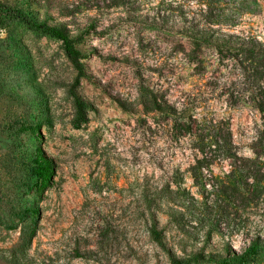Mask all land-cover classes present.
Here are the masks:
<instances>
[{
  "label": "rangeland",
  "instance_id": "obj_1",
  "mask_svg": "<svg viewBox=\"0 0 264 264\" xmlns=\"http://www.w3.org/2000/svg\"><path fill=\"white\" fill-rule=\"evenodd\" d=\"M0 2L60 27L83 55L78 71L61 40L0 25V264H264V119L230 85L239 63L264 57L186 32L192 22L264 46V0ZM183 93L230 118L238 157L193 175L202 157L145 112ZM76 97L89 102L80 116ZM41 158L48 182L33 174ZM145 190L163 195L156 209Z\"/></svg>",
  "mask_w": 264,
  "mask_h": 264
},
{
  "label": "trees",
  "instance_id": "obj_2",
  "mask_svg": "<svg viewBox=\"0 0 264 264\" xmlns=\"http://www.w3.org/2000/svg\"><path fill=\"white\" fill-rule=\"evenodd\" d=\"M163 16L158 17L162 24L165 22ZM8 21H17L36 32L61 40L66 56L72 66L78 71L81 70L82 52L63 29L44 21H37L21 8L0 2V25ZM152 21L156 22V19L153 18ZM186 32L191 40L198 44L210 45L217 49H233L244 54L245 59L247 57L248 60L258 59L260 56L264 57V46L250 35L218 34L217 30L211 26L204 27L192 24V22L188 25ZM236 83L242 85L241 93L237 92L238 97L242 98L241 100L245 97L250 98L252 107L260 112L264 119V66L239 63L235 80L230 85ZM155 100L154 97L152 99L154 104ZM163 102L164 105L155 104L150 109H146L145 112L158 114V118L160 117L163 124L162 134L172 146L180 147L184 151L188 150L195 157H202L189 166V170L193 171V175L194 173L195 175L198 172L201 173L204 168H208L216 158H236L239 156L238 147L233 138L230 118L227 116L219 117L212 108L208 107L209 105H200L203 102L201 97L191 99L186 93H183L177 102L174 100ZM87 106H89L87 100L76 97L75 111L77 116H80V113L84 112ZM262 153H264V145L262 146V152L259 154ZM33 174L43 182H48L52 174L50 162L41 158L33 168ZM141 194L142 199L152 205L154 209L163 198V195L157 190H150V192L145 190ZM154 228L156 229L153 225L151 232L154 239L160 246L165 247L160 232ZM27 230L28 228L22 227V234H26ZM168 253L170 252L168 251ZM171 258L173 257L171 256ZM174 264H177L176 261Z\"/></svg>",
  "mask_w": 264,
  "mask_h": 264
}]
</instances>
